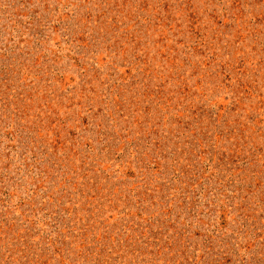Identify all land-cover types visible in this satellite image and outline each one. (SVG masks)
I'll list each match as a JSON object with an SVG mask.
<instances>
[{"label": "rangeland", "instance_id": "rangeland-1", "mask_svg": "<svg viewBox=\"0 0 264 264\" xmlns=\"http://www.w3.org/2000/svg\"><path fill=\"white\" fill-rule=\"evenodd\" d=\"M0 264H264V0H0Z\"/></svg>", "mask_w": 264, "mask_h": 264}]
</instances>
